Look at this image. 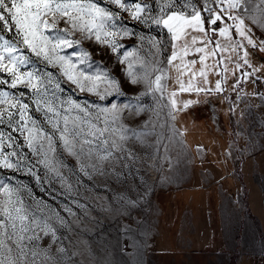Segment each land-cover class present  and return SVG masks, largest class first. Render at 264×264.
Wrapping results in <instances>:
<instances>
[{
    "label": "rangeland",
    "instance_id": "374dc122",
    "mask_svg": "<svg viewBox=\"0 0 264 264\" xmlns=\"http://www.w3.org/2000/svg\"><path fill=\"white\" fill-rule=\"evenodd\" d=\"M95 2L119 12L116 30L129 35L122 32L117 37L120 47L115 53L93 38L61 54L75 60L88 52L80 67L91 75L107 72L118 87L105 90V83H100L101 99L24 50L31 61L26 70L53 73L54 83L58 80L62 89L55 90L57 106L70 99L86 107L92 123L107 129L101 139L109 145L115 141L118 147L109 148L111 155L100 161L95 154L90 158L87 149L78 155L79 145L69 153L57 140L49 167L36 163L27 147L21 149L27 160L21 161L19 170L0 167V183L16 190L29 217L25 224L35 231L22 234L29 264H264V0H242L247 11L242 7L234 13L244 19L256 47L233 27L232 44L243 47L221 54L224 63L208 73L206 87L213 91L199 94L179 91L177 73L167 65L171 47L166 29L134 20L106 0ZM148 3L155 9L154 0ZM215 39L228 43L218 35ZM159 41L163 44L154 46ZM245 50L251 67L243 63ZM125 52L132 55L121 63ZM192 59L198 61V70L199 56L186 57ZM216 59L206 63L213 66ZM157 69L164 73L162 91L149 86L161 74ZM0 78L10 80L6 73ZM182 79L187 87L190 77ZM193 83L205 86L199 77ZM0 90L24 92L30 114L43 120V113L35 111L31 90L23 85L15 89L0 85ZM53 90L54 85L49 92ZM187 100L198 102L184 108ZM0 130L9 131L6 124ZM13 135L23 143L18 133ZM96 143L99 154L105 155L108 145ZM6 246L16 254L12 241Z\"/></svg>",
    "mask_w": 264,
    "mask_h": 264
},
{
    "label": "snow or ice",
    "instance_id": "6c2138e0",
    "mask_svg": "<svg viewBox=\"0 0 264 264\" xmlns=\"http://www.w3.org/2000/svg\"><path fill=\"white\" fill-rule=\"evenodd\" d=\"M106 2L128 12L134 20L167 30L171 47L167 65L170 71L177 73L175 79L180 92L194 91L199 94L213 91L206 87L209 83V70L224 63L225 57L222 53L230 50L235 52L243 47L242 43L232 44L230 32L233 27L242 40H247L249 45L256 47L248 35L249 30L246 29L244 19L234 14L242 7L247 11L242 0H154L155 9L148 0H136L133 3H128L127 0ZM119 14L101 6L95 0H0V73H6L10 77V80L0 78V85H7L12 89L23 85L31 90L35 98V111L43 113V120L30 114V105L23 100L24 92L15 95L0 90V125L6 124L9 129L7 132L0 130V167L19 170L21 161L27 160V154L21 151L24 147L37 157L36 163L49 167L55 158L57 140L69 153H74L79 145L78 155H83L87 149L90 158L95 154L100 161L111 155L109 148L118 147L115 141L109 145L107 139H101L107 129H100L92 123L89 119L91 113L86 107L70 99L60 100L57 106L59 98L55 95V90L62 91L59 81L54 83L51 72L39 74L34 69L26 70L31 61L24 54V50L58 68L61 75L81 91L96 93L103 99L104 95L98 91L99 84L105 83L107 90L108 87H118L117 82L107 72L91 75L80 67L89 58L88 52H81L75 60L72 55L61 53L64 49L79 45L81 40L93 38L96 42L111 47L114 53L117 52L120 47L117 37L122 32L123 35H129L126 30H116L114 21ZM228 21L233 24H228ZM221 23L224 24L223 27L220 26ZM77 34L79 38H74ZM217 35L224 37L228 43L221 44L215 39ZM155 43L163 44V41L154 42V46ZM261 50L264 51V41L261 42ZM190 54L199 56L201 67L198 70L196 59L186 60ZM130 55L132 53L125 52L121 63ZM209 58H218L215 65L206 63ZM243 63L251 67L247 50L243 53ZM236 67L239 69L241 65L237 63ZM128 68L132 83H137L136 76L131 72V62L128 63ZM157 71L161 74L156 75L149 86L154 85L155 90L162 91L164 73L161 69ZM223 71H227L226 66ZM185 75L190 77L187 87L182 79ZM243 75L248 77L251 73ZM198 77L202 78L205 86L193 83ZM53 85L54 90L50 93L49 88ZM220 89L221 81L217 80L215 91ZM176 95L175 91L170 93L173 108L177 105ZM197 102L184 101L183 107L188 108ZM115 108L113 105L112 110ZM74 111L75 115L72 114ZM13 133L23 137V143ZM97 141L108 145L103 150L105 155L99 154ZM13 158H16L15 162ZM81 170H84L83 165ZM0 197V264H29L22 244V234L32 230L35 235V231L25 224L29 217L22 207V200L15 189L2 183ZM6 241H12L15 245V255L14 248L6 246ZM32 255L35 257L36 253L33 252Z\"/></svg>",
    "mask_w": 264,
    "mask_h": 264
},
{
    "label": "crops",
    "instance_id": "0c3cea01",
    "mask_svg": "<svg viewBox=\"0 0 264 264\" xmlns=\"http://www.w3.org/2000/svg\"><path fill=\"white\" fill-rule=\"evenodd\" d=\"M261 224H262V227H263V230H264V221L261 219Z\"/></svg>",
    "mask_w": 264,
    "mask_h": 264
}]
</instances>
